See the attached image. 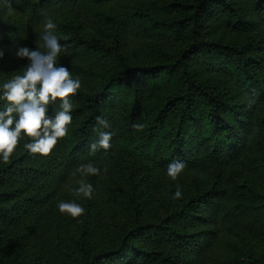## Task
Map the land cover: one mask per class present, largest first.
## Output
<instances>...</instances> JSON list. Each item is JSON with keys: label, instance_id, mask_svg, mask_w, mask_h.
<instances>
[{"label": "trees", "instance_id": "1", "mask_svg": "<svg viewBox=\"0 0 264 264\" xmlns=\"http://www.w3.org/2000/svg\"><path fill=\"white\" fill-rule=\"evenodd\" d=\"M162 2L140 5L139 19L166 48L154 62L137 63L125 54L123 35L135 14L116 9L128 0H0V83L22 74L16 48L39 46L45 17L69 46L57 62L81 81L69 94L68 134L54 149L30 156L23 137L0 162V264H264V253L241 260L232 247L242 236L264 248V0ZM219 26L240 40L205 37ZM97 116L111 127L100 129ZM97 130L113 132L111 147L90 155ZM173 160L203 176L177 200L145 185L140 202L116 174L128 166L135 177L140 169L148 183ZM88 161L101 174L85 177L94 193L77 199L87 220L74 242L56 203L75 199L67 186H76L72 173ZM114 196L126 220L103 234L102 213Z\"/></svg>", "mask_w": 264, "mask_h": 264}, {"label": "clouds", "instance_id": "2", "mask_svg": "<svg viewBox=\"0 0 264 264\" xmlns=\"http://www.w3.org/2000/svg\"><path fill=\"white\" fill-rule=\"evenodd\" d=\"M57 24L51 17H45L43 29L39 33L41 43L38 47L27 45L16 48L15 55L26 59V66L22 74H15L11 79L0 83V162L10 160L19 140L30 138L23 148L28 155L39 154L47 156L56 146L60 138L68 134V125L72 121L73 104L69 94H75L81 87L79 77H74L68 66L58 63L61 53L67 54L68 45L61 43L64 39L56 34ZM4 55V48L0 47V58ZM59 98V100H57ZM253 101L249 99V104ZM57 104L50 110V105ZM96 121L100 129H109L111 124L107 118L97 116ZM131 127L142 131V122H134ZM112 131L97 130L96 138L88 144L89 154H95L111 147ZM185 162L173 160L168 163L165 174L171 180L185 169ZM106 171V169H105ZM76 186H67L75 199L58 200L56 208L61 214L76 218L85 214V207L77 202L79 198L92 199L93 184L85 177L98 176L101 169L92 161L78 164L73 177ZM182 187L175 185L171 199L182 197Z\"/></svg>", "mask_w": 264, "mask_h": 264}, {"label": "rangeland", "instance_id": "3", "mask_svg": "<svg viewBox=\"0 0 264 264\" xmlns=\"http://www.w3.org/2000/svg\"><path fill=\"white\" fill-rule=\"evenodd\" d=\"M155 1V0H154ZM151 2L153 3V0H128V6H126L124 3H117L116 9L118 10L119 16L123 13H126V9H128V17H130L128 20V27L125 29V33L123 34L125 37V46L124 51L125 54L128 56V58L131 59L132 62H154L157 58V56L161 55V52L164 51L166 46L160 42H157V36L158 34L148 27H145L146 24H144L140 18L142 15L143 9L140 5H145L147 3ZM158 3L161 5L163 2L162 0H158ZM87 9H89L87 7ZM90 10V9H89ZM88 17V16H87ZM142 18V16H141ZM105 30V29H104ZM109 30V29H107ZM208 33H205V37L207 39H216L223 43H237L240 38V34H235L233 32H230V30L224 29L223 27L219 26L217 28L208 29ZM254 37L260 36V34L252 33ZM108 36V32L106 33V37ZM261 36H264V31L261 32ZM106 41H110V36L108 39H105ZM165 40V39H164ZM33 43H35V39L33 40ZM36 46L33 45L32 48ZM25 66H26V59H25ZM2 79H0L1 82ZM135 173H138L135 175V177H132L128 173V166H124L122 169L117 171V177L121 179L126 187H128V192L131 194H135L137 196L138 194V200L140 202L143 201L144 193H145V185H147V189L149 191H154L157 187L162 188L161 190H171V192L174 191L175 185L179 183L183 188H186L190 186L196 179L203 177L199 176L197 177V174L190 171H182V173L177 177L176 181L171 180L169 177L166 176L165 171L160 174L150 175L148 179V183H144L141 175L144 174L142 170L137 169ZM123 200L125 198L123 197ZM122 199L118 196H114V201H109L111 212L109 211V207H105L102 215V221L104 225H106V228L103 232V234H107L109 232L110 234H114L116 230V224L122 223L124 220H126V213L123 209H121L122 205ZM154 208V207H153ZM115 211V217L113 216ZM147 211L150 210L149 208H146ZM96 207H93L90 209L89 214L93 216L95 214ZM151 211V210H150ZM161 211L160 207L157 208L151 212L152 215L155 213ZM142 214V211L139 212ZM84 215V214H83ZM79 216L76 218H72L71 216H68L67 214H64V218L66 219L65 222V230H66V236L68 240H72L74 242L79 241L78 234L80 232V229L82 227V224L87 220L84 219V216ZM130 217H128V223H129ZM102 223V224H103ZM113 236V235H112ZM105 238L101 237L99 242L104 240ZM113 239V238H111ZM233 253H236L241 260H247L248 257L255 258L258 257L260 253H264L263 245L256 243L252 240H249L246 237H239L233 242ZM75 252L77 249L74 250ZM24 264H33L29 260L25 259L23 260Z\"/></svg>", "mask_w": 264, "mask_h": 264}]
</instances>
